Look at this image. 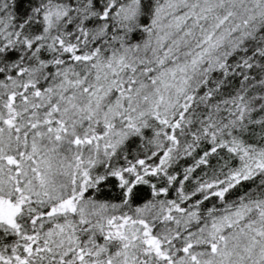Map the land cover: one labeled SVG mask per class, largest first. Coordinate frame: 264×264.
Returning a JSON list of instances; mask_svg holds the SVG:
<instances>
[{"label": "snow or ice", "instance_id": "snow-or-ice-1", "mask_svg": "<svg viewBox=\"0 0 264 264\" xmlns=\"http://www.w3.org/2000/svg\"><path fill=\"white\" fill-rule=\"evenodd\" d=\"M0 264H264V0H0Z\"/></svg>", "mask_w": 264, "mask_h": 264}]
</instances>
